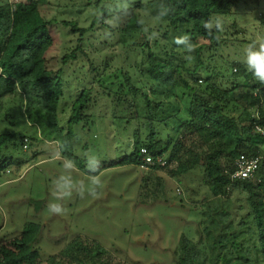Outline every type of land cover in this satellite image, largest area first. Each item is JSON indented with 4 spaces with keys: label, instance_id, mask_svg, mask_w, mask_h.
Returning <instances> with one entry per match:
<instances>
[{
    "label": "rangeland",
    "instance_id": "1",
    "mask_svg": "<svg viewBox=\"0 0 264 264\" xmlns=\"http://www.w3.org/2000/svg\"><path fill=\"white\" fill-rule=\"evenodd\" d=\"M8 1L17 4L25 0ZM148 1L43 0L38 5L41 17L50 22L52 38L44 65L51 72L62 68L64 104L68 106L67 97L75 96L81 89L91 88V100L85 110L86 120L72 126L68 156L59 152V140H51L50 136L41 139L43 135L38 127L24 119L18 109L13 108L10 114L6 112L8 116L0 128L20 131L25 134L23 139L28 140L25 145L21 143L14 161L3 169L9 173L1 170L0 245L9 246L23 226L32 222L40 225L35 244L38 264H49L50 257L66 259V250L74 245L76 249L78 245H86L92 246V250H102L114 264H175L184 240L198 243L197 246L206 243L202 229L207 224V207L209 212H218L220 237H227L233 228L234 223L229 225L228 219L233 222L241 214L238 205L242 196L232 192L227 197H211L190 151H180L181 162H187L188 169L179 175L173 174L182 170L176 159L155 170H143L131 163L117 164L131 153L134 134L139 135L140 144L147 141L150 124L140 117L142 104L137 97L128 100L136 105L138 119L129 118L123 106L113 108L111 97L103 93L109 82L115 83L117 91L127 92L124 84L117 87L124 79L123 73L137 87L143 88L147 81L148 49L145 45L135 48L131 40L121 39L114 12ZM101 8L107 10L109 18L103 17ZM136 14L143 24L144 32H139L140 36L151 30L147 33L150 50L170 64H177L193 53L190 47L208 43L202 38L177 43L182 40L180 30L173 33L169 29L167 34L154 32L159 24L147 7L136 9ZM263 17L264 0H242L235 4L230 15L217 17L212 28L222 23L223 30L215 43L216 49L203 50L204 59L209 56L204 64H215V69L230 68L236 60L247 69L245 49L264 38ZM64 22L87 31L80 35L72 33ZM72 51L74 59H68L62 66V55ZM210 55L214 62L209 61ZM89 66H94L95 71H89ZM118 68L122 78L113 75ZM241 83L239 80L238 84ZM150 97L158 100L157 92ZM8 99L1 106L7 105ZM15 100L10 102L19 107ZM183 103L184 99L164 100L165 112L179 108L177 117L183 118L186 113ZM60 116L58 126L64 133L68 113ZM1 117L4 118V112ZM178 121L170 119L153 124L156 139L168 142L173 138ZM182 140L186 148L192 149L189 138ZM94 169L99 170L96 175L90 173ZM49 204L63 208L64 212H50Z\"/></svg>",
    "mask_w": 264,
    "mask_h": 264
},
{
    "label": "trees",
    "instance_id": "2",
    "mask_svg": "<svg viewBox=\"0 0 264 264\" xmlns=\"http://www.w3.org/2000/svg\"><path fill=\"white\" fill-rule=\"evenodd\" d=\"M240 1L149 0L147 4L140 2L114 12L121 39L131 40V46L135 48L145 45L148 49L147 81L143 88L137 87L123 73L124 79L117 87L124 84L127 92L117 91L115 83L109 82L103 93L107 98L111 97L113 108L123 106L128 110V117L136 119L140 116L139 111L128 97H137L142 104L140 117L150 124L147 141L140 144L139 135L134 134L131 153L117 164L137 166L140 163L138 150L144 146L154 158L162 156L167 163L176 159L182 170L173 174L179 175L188 169L187 162H181L180 156V151L185 149L190 151L193 164L201 169L211 197H227L232 192L242 196L238 205L242 212L235 221L228 219L229 225L234 224L227 237H220L218 212H209L207 207V224L202 229L206 243L197 246L198 243L184 240L175 264H264V138L255 130L257 125L264 129V82L255 78L241 62L234 60L230 68L215 69V64H204L209 56L204 59L203 55V50H215V43L219 41L220 31L212 28L214 20L230 15ZM42 2L25 0L11 4L8 0H0V124L5 122L13 108L18 109L24 119L38 127L43 135L41 139L50 136L51 140H59V152L68 156L72 126L81 119L86 120L85 110L91 100V88L81 89L75 96L67 97L68 106L64 104L62 68L51 72L44 65V55L52 45V38L48 29L50 22L45 21L38 11ZM145 7L158 21L154 32L167 34L169 29L173 33L180 30L182 40L202 38L208 43L194 48L193 53L177 64L159 58L148 46L147 33L151 30L143 36L139 34L144 30L136 9ZM101 12L104 18H109L105 8H101ZM63 24L72 33L80 35L87 31L68 22ZM261 24L264 25V17ZM153 43L157 45L155 38ZM70 58L74 59L73 51L65 52L61 65ZM209 61L214 62L211 55ZM88 69L95 71L94 66ZM121 73L118 68L113 75L122 78ZM239 80L241 84H238ZM156 92L158 100L155 101L150 96ZM7 98H10L8 104L1 106ZM11 99H16L19 107L11 103ZM170 99H184L186 113L183 118L177 117L179 108L172 113L165 112L164 100ZM3 112L4 118L1 117ZM65 112L68 116L63 133L58 123L60 115ZM170 119L179 120L174 137L168 142L156 139L153 124ZM4 130L0 128V171L14 161L25 135L20 131ZM184 138L190 139L192 149L185 147ZM239 154L262 157L253 178H232L233 162ZM69 158L74 159L70 154ZM157 168L154 165L150 170ZM98 172L94 169L90 173L96 175ZM39 231V224L26 223L9 246L0 245V264H38L39 252L35 244ZM76 248L74 245L66 250V259L50 257L49 264H114L102 250H92V246L86 245Z\"/></svg>",
    "mask_w": 264,
    "mask_h": 264
},
{
    "label": "built area",
    "instance_id": "3",
    "mask_svg": "<svg viewBox=\"0 0 264 264\" xmlns=\"http://www.w3.org/2000/svg\"><path fill=\"white\" fill-rule=\"evenodd\" d=\"M256 132L260 133L264 138V129L260 126H255ZM26 139H23V145H25ZM138 155L140 158V163L137 165L138 168L143 170L150 169L151 166H158L159 168L165 167L167 162L164 157L156 156L155 158L148 152L144 146H140L138 150ZM261 156L249 157L244 154H239L233 162L234 172L232 173V178L238 179H251L261 161ZM4 173H9L7 169L3 170ZM1 174V171H0Z\"/></svg>",
    "mask_w": 264,
    "mask_h": 264
},
{
    "label": "clouds",
    "instance_id": "4",
    "mask_svg": "<svg viewBox=\"0 0 264 264\" xmlns=\"http://www.w3.org/2000/svg\"><path fill=\"white\" fill-rule=\"evenodd\" d=\"M209 27V25H205ZM219 31L223 30V24H217ZM177 43H183V40H178ZM193 48H189V51H193ZM190 59V57H189ZM245 63L247 69L253 73L255 78L264 82V38H261L253 43L249 44L245 49ZM49 211L54 214H62L64 209L53 204H49Z\"/></svg>",
    "mask_w": 264,
    "mask_h": 264
}]
</instances>
